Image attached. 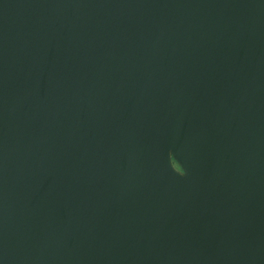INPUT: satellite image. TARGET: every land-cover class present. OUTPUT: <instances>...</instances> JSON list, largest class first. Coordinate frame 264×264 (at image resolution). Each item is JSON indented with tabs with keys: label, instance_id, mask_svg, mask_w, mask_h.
<instances>
[{
	"label": "water",
	"instance_id": "obj_1",
	"mask_svg": "<svg viewBox=\"0 0 264 264\" xmlns=\"http://www.w3.org/2000/svg\"><path fill=\"white\" fill-rule=\"evenodd\" d=\"M0 264H264V0H0Z\"/></svg>",
	"mask_w": 264,
	"mask_h": 264
}]
</instances>
